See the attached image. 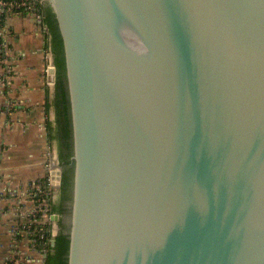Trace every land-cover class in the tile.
Masks as SVG:
<instances>
[{
    "label": "water",
    "instance_id": "95a60500",
    "mask_svg": "<svg viewBox=\"0 0 264 264\" xmlns=\"http://www.w3.org/2000/svg\"><path fill=\"white\" fill-rule=\"evenodd\" d=\"M46 1L72 118L68 264H264V0ZM49 77L53 99L50 49ZM59 157L51 139L55 188Z\"/></svg>",
    "mask_w": 264,
    "mask_h": 264
},
{
    "label": "crops",
    "instance_id": "0c3cea01",
    "mask_svg": "<svg viewBox=\"0 0 264 264\" xmlns=\"http://www.w3.org/2000/svg\"><path fill=\"white\" fill-rule=\"evenodd\" d=\"M11 26V71L6 74L7 65L0 63V190L5 191L0 197V260L16 251L24 258L38 257L29 240L17 239L11 230L27 205L22 195L50 172V77L45 55L49 40L35 32L30 19L14 18Z\"/></svg>",
    "mask_w": 264,
    "mask_h": 264
},
{
    "label": "built area",
    "instance_id": "2783aa9c",
    "mask_svg": "<svg viewBox=\"0 0 264 264\" xmlns=\"http://www.w3.org/2000/svg\"><path fill=\"white\" fill-rule=\"evenodd\" d=\"M46 2V0H0V63L7 65V68L5 67L6 74L7 71H11L8 59L11 51L10 38L13 36L11 20L19 17L30 19L35 27V32L45 35L49 40V30L42 9ZM45 55L49 74V47ZM49 158L51 161V150ZM49 170L45 181L37 180L27 191L29 192L26 200L29 202L27 214L23 215L24 219L15 222L11 230L17 239L20 236L28 239L32 249L38 253V257L24 258L19 251H16L9 258L0 260V264H45L48 256L52 253L50 246L55 237L51 235L52 221H59L57 220L59 215L52 213L50 202L55 192V185H53L51 176L53 172L59 171L52 169L51 162H49ZM4 195L0 193V197H4Z\"/></svg>",
    "mask_w": 264,
    "mask_h": 264
},
{
    "label": "trees",
    "instance_id": "16d2710c",
    "mask_svg": "<svg viewBox=\"0 0 264 264\" xmlns=\"http://www.w3.org/2000/svg\"><path fill=\"white\" fill-rule=\"evenodd\" d=\"M45 15V23L49 30L50 42L49 49L53 54V61L57 68L56 90L54 98L49 97L47 103V112H53L55 118L53 121L49 120L47 123V134L51 140L57 139L60 145V166L64 168V175L62 181L63 193L66 195V200H63L60 205L55 203L54 198H51V206L53 213L59 215L58 227L59 233L56 237V245L51 250L54 254H50L45 264H68L69 262V248H70V231L68 225L65 223V216L71 214L72 193L74 183V167L68 168L72 163L73 157V130L72 118L70 109V100L68 85L66 80V66L62 38L60 36L57 22L50 5L46 2L43 6ZM45 181V179H44ZM65 197V196H64ZM66 201H69L68 203Z\"/></svg>",
    "mask_w": 264,
    "mask_h": 264
},
{
    "label": "flooded vegetation",
    "instance_id": "af4514ba",
    "mask_svg": "<svg viewBox=\"0 0 264 264\" xmlns=\"http://www.w3.org/2000/svg\"><path fill=\"white\" fill-rule=\"evenodd\" d=\"M59 165H60V163H59ZM73 166H72V163L68 166V168H72ZM60 171V170H59ZM63 175H64V168L62 167V178H63ZM62 181H63V179H62ZM64 192V190H63V188H62V183H61V186L59 187V188H55V192H54V200H55V203L57 204V205H60L61 204V202L63 201V200H66V195H65V193H63ZM65 196V197H64ZM64 202V201H63ZM67 203L69 202V201H66ZM71 203L72 202H69L68 204L69 205H71ZM65 218V223H66V216L65 217H63V219ZM61 219V217L59 216V220Z\"/></svg>",
    "mask_w": 264,
    "mask_h": 264
},
{
    "label": "rangeland",
    "instance_id": "374dc122",
    "mask_svg": "<svg viewBox=\"0 0 264 264\" xmlns=\"http://www.w3.org/2000/svg\"><path fill=\"white\" fill-rule=\"evenodd\" d=\"M51 162V161H50ZM52 163V162H51ZM58 171H59V169H57ZM0 193L1 194H4L5 193V191L4 190H0ZM28 193L29 192H25L22 196H23V203L26 205V207L21 211L22 212V216L23 215H25V214H27V210H28V208H29V202H26V200H27V197H28ZM22 219H24V216L22 217ZM25 221V220H24Z\"/></svg>",
    "mask_w": 264,
    "mask_h": 264
}]
</instances>
